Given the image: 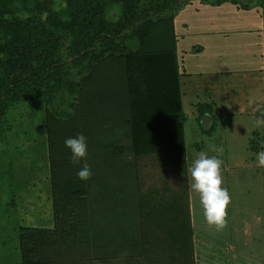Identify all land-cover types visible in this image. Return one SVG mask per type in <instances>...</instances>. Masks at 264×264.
<instances>
[{
	"label": "trees",
	"instance_id": "obj_1",
	"mask_svg": "<svg viewBox=\"0 0 264 264\" xmlns=\"http://www.w3.org/2000/svg\"><path fill=\"white\" fill-rule=\"evenodd\" d=\"M185 1L60 0L8 33L0 140L11 105L44 100L53 219L18 229L12 264H195L182 73L174 16H164ZM78 134L87 157L73 165L65 140Z\"/></svg>",
	"mask_w": 264,
	"mask_h": 264
},
{
	"label": "rangeland",
	"instance_id": "obj_2",
	"mask_svg": "<svg viewBox=\"0 0 264 264\" xmlns=\"http://www.w3.org/2000/svg\"><path fill=\"white\" fill-rule=\"evenodd\" d=\"M59 1L0 0V73L3 59L7 55L4 45L8 33L18 28L19 24L23 23L35 10L43 12V15L55 11ZM219 1L221 0H186L174 11L164 14V16L171 14L174 16L179 59L183 60V55H188L186 61L191 60L192 64L196 63L194 69H190L194 73L189 77L182 75L181 79L182 105L187 117L184 127L190 152L192 148L198 146L200 140L199 136L195 140L196 145L193 146L194 137L191 133L207 129L211 125V123L205 122V119L199 118L198 111L205 93L201 86H205L208 81L204 77L201 79V74L197 73L201 72V52L195 53L194 50L192 52L196 44L201 46V33H199L201 29L217 25V27L221 26L222 32L228 33L234 29L238 31L235 34L236 38H231L230 43L224 42L223 46L221 45L225 50H222L221 58L226 59L227 56H231L228 61L224 60L228 67L225 71L230 70L231 74L221 77L222 82L219 79L220 85L224 89L221 90L219 98H217L220 108L217 114L231 112V96L234 98L238 96L240 99L250 101L245 93L249 78L243 72L244 67L239 62L241 60L239 58L242 56H237V54L239 50L242 54L244 44L251 36L249 34L261 35L259 22L262 24L264 22V0H229L219 5L215 4ZM231 1L240 7L247 4L249 10H236ZM109 14L111 17H117V8L112 6ZM225 39L229 41L228 38ZM239 44L241 47L238 50L237 45ZM227 47L233 51H226ZM181 65V68L184 69L182 63ZM186 85L188 87H185ZM66 99L70 102L74 101L70 95ZM67 100L61 106L65 107ZM240 103L246 104V107L249 105V102L247 104L243 100ZM45 109L44 100L36 99L13 104L7 111V120L11 127L0 140V264H12L20 261L18 245V229L20 227L51 228L53 225L44 129ZM205 112L207 113V111ZM209 114L212 116L211 107ZM210 115L209 117H211ZM226 120L228 121V117ZM231 124L232 126L226 127L229 132L234 133V135L231 134L234 139L232 138L229 143L232 144L233 150L230 151V148L224 150L223 155L218 158L223 160L222 167L228 168L226 174H223L225 171L221 170L224 183H227L228 188L230 181H232L231 186L234 184L235 187L236 185L239 211L237 234L240 250L248 251V232L254 225L248 215L256 209L257 202L261 201L262 203L263 200L261 184H257L260 181L256 179L253 182V177L250 176L253 169L251 168L252 164L254 166L257 164L255 154L258 152L244 148L245 129H253L254 121L245 117L244 119L233 117ZM229 139L227 137L226 141ZM237 146L240 148L237 149ZM196 157L197 155L194 156L193 161ZM253 184L254 186L251 188L250 186ZM249 190L252 191V194H249ZM259 197L262 198L256 199ZM194 205L196 206L197 203L194 202ZM227 239H229L228 236ZM254 244V251L249 250L247 254L244 252V257L239 255L238 264H258V260L264 261V251H262L263 253L259 251L258 245Z\"/></svg>",
	"mask_w": 264,
	"mask_h": 264
},
{
	"label": "crops",
	"instance_id": "obj_3",
	"mask_svg": "<svg viewBox=\"0 0 264 264\" xmlns=\"http://www.w3.org/2000/svg\"><path fill=\"white\" fill-rule=\"evenodd\" d=\"M234 6L236 7V10H249L247 4L243 5V7L242 5L241 7L239 5ZM260 23L261 22H259L261 35L256 36L254 34H249L251 36L247 38V42L244 44V47L242 49V54L239 50L241 45H237L239 50L237 56H242V58H239L241 59L239 60V62H241V65L244 67L243 72L246 73L247 77L249 78V84L245 93L247 94L250 101L247 99H240V97L238 96H235V98L231 96V112H222L220 114H217L218 109H220L218 103L219 99L217 98H219L218 96L220 95L221 90L224 89L221 87L219 79L222 82L221 77L227 75L229 76L231 74L230 70L225 71L228 67L224 62V60L228 61L231 56H227L226 59L221 58L223 55V51H225L224 47H221V45L223 46L224 42L230 43V39L236 38L235 34H237L238 31L234 29L226 33L220 30L221 26L217 27V25H211L209 28L200 30L199 33H201V46L196 44L194 49H192V52L193 50L195 51V53L201 52V72L197 73L201 74V79L204 77L208 80L205 86H201V88L204 89L205 93L203 94L201 104L199 105L206 104L211 107L215 122V128L210 135H208L206 132L210 130L211 125L207 129H201V131L199 132L195 131L194 134L191 133L194 137V141L192 143L193 146L196 145V138L198 139L200 136L198 146L192 148L191 152L188 151V141L185 135L186 163L189 184V211L191 217L195 264H201V260L202 264H238L239 255L241 257H244L245 253H249V250L254 251V243L258 245L260 249L259 251H264V168L258 167L257 164L255 166L252 164L251 166V168L253 169L250 176L253 177V182L256 179L260 181V183L257 184H261L263 200L262 203L261 201L257 202L258 205L256 206V209L248 215L251 217L254 224L252 230L250 229L248 232V251L240 250L241 246L239 244V236L237 234V218L239 211L236 185L235 187L234 184L231 186L232 181H230V187L228 188L227 183H224L223 181L222 187H226L228 189V192L231 196V203L227 209V227L223 231L217 232L214 228H209L207 226L203 216V209L199 202V196L190 191V184L192 183V181L191 175L188 171V169L192 166L191 161H193L194 156H196L200 151L207 152L209 156H214L216 154L215 152L209 150V145H215L217 147L222 146L223 150L225 151L229 148L230 151L233 150V148L231 147L232 144L229 143L233 138L234 133L229 132L228 128L226 127L232 126L231 119H233V117H236L237 119H244L245 117L247 119H252L254 123L258 119L264 120L263 117L260 116L262 113H264V22L263 24L261 23V26ZM225 38H228L229 41H226ZM227 50L229 52L233 51L228 47L226 48V51ZM187 56L188 55H183V60H180L178 56V61L180 66H182L181 63L183 64L184 69H180L182 75L189 77L194 73V71H191L190 69H194L196 63L194 62V64H192L191 60L186 61L188 59ZM185 87H188V85H186ZM242 100L246 101L247 104L249 102V105H247L246 107V104H241L242 102L240 103V101ZM226 117H228V121L226 120ZM199 118H203L205 119V122L212 124V119L207 113L202 115L201 117L199 116ZM245 131V150H253L256 152L261 151L262 146H264V125L255 127L253 129H245ZM231 134L233 135L231 136ZM227 137L230 138L228 141H226ZM238 148L240 147L237 146V149ZM221 170L225 171L223 172V174H226L228 168L223 166L221 167ZM253 186L254 184L250 187L252 188ZM252 191L249 190V194H252ZM262 197L256 199H261ZM252 201L254 202V199H252ZM194 202L197 203L196 206L194 205ZM202 217L203 220H201ZM227 236L229 237V239H227ZM247 257L248 259H250L249 255H247ZM257 262L258 264H264V261L258 260Z\"/></svg>",
	"mask_w": 264,
	"mask_h": 264
},
{
	"label": "clouds",
	"instance_id": "obj_4",
	"mask_svg": "<svg viewBox=\"0 0 264 264\" xmlns=\"http://www.w3.org/2000/svg\"><path fill=\"white\" fill-rule=\"evenodd\" d=\"M261 125H264V120L258 119L253 127ZM65 145L70 149V161L73 165H79L82 160L86 159L88 146L86 137L83 134H78L74 138H67ZM209 150L217 155L209 156L207 152L200 151L192 166L188 169L192 181L190 191L199 196L207 226L220 232L227 227V209L231 203V196L228 189L222 187L223 176L221 167L223 160L218 157L223 155V147L209 145ZM255 155L257 166L264 168V146ZM77 176L82 181H87L91 178V168L86 162L77 172Z\"/></svg>",
	"mask_w": 264,
	"mask_h": 264
}]
</instances>
